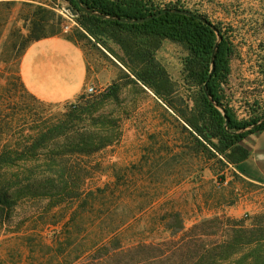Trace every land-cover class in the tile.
<instances>
[{
	"label": "trees",
	"instance_id": "trees-1",
	"mask_svg": "<svg viewBox=\"0 0 264 264\" xmlns=\"http://www.w3.org/2000/svg\"><path fill=\"white\" fill-rule=\"evenodd\" d=\"M65 1L76 12L80 27L74 36L65 37L105 48L128 69L133 76L130 79L150 89L172 109L165 97L173 91V83L156 52L164 40L181 45L187 52L182 59L183 80L187 87L195 88L193 118L181 114L184 123L203 139L195 138L208 158L223 165L247 158L240 141L263 130L264 122L241 133L226 131L221 112L203 91L207 81V92L226 111L230 131L264 116L262 112L250 119H237L224 102L230 59L240 55L224 30L179 1L161 7L155 0H80L96 11L131 19L171 8L205 17L222 35L208 79L216 34L194 16L167 11L140 23H124L85 13L75 0ZM48 6H33L25 48L59 34L57 29L43 32L45 26L54 27L61 20ZM108 43L116 45L121 55ZM259 52L257 67L264 74V41L259 43ZM17 77L0 83V236L9 230V236L0 239V264H264V211L254 215L250 224L215 215L187 228L179 211L166 210L160 221L169 232L168 238L160 242L143 238L125 244L123 229L157 197L137 199L119 177L111 183L89 186V178L102 167L91 157L118 139V132L111 136L112 122L104 115L92 117L93 101L61 108L56 102L40 100L25 88L18 73ZM118 87L111 85L107 95L115 96ZM18 91L20 98L15 95ZM83 96L81 93L77 98Z\"/></svg>",
	"mask_w": 264,
	"mask_h": 264
},
{
	"label": "rangeland",
	"instance_id": "rangeland-1",
	"mask_svg": "<svg viewBox=\"0 0 264 264\" xmlns=\"http://www.w3.org/2000/svg\"><path fill=\"white\" fill-rule=\"evenodd\" d=\"M175 1L207 16L240 49L239 57L234 55L230 59V73L224 85V102L236 118L250 119L264 112V74L257 67L259 43L264 41V0H155L161 7ZM47 2L61 20L54 27L45 26L43 32L57 29L60 35L74 36L80 27L76 15L72 14L76 24L62 15V9L69 6L67 2ZM32 11L33 7L20 6L7 35H1L0 20L1 84L8 79H18V65L25 50ZM67 24L68 31L64 32ZM75 43L84 51L87 62L84 96L56 103L62 108L64 104L93 101L92 117L107 116L112 122L109 125L111 136L119 133L117 140L91 157L102 167L89 178V186L111 183L119 177L125 182L127 192L137 194V199L145 195L157 197L123 229L125 244L143 238L156 242L168 238L169 232L160 221L166 210L179 211L187 228L215 215L242 219L250 224L254 215L264 211V186L243 180L235 174L232 164L223 165L215 158H208L195 140L196 137L203 139L184 123L181 114L193 118L195 88L187 87L183 80L182 59L187 52L181 45L164 40L156 52L157 60L173 83V91L165 97L172 109L150 89L130 79L133 76L128 69L105 48L81 40ZM108 46L121 55L116 45L108 43ZM113 84L119 87L115 96H109L108 89ZM89 86L94 87V92H87ZM15 95L20 98L21 92ZM123 206L126 208L129 203ZM8 233L9 230L4 231L0 239L9 236Z\"/></svg>",
	"mask_w": 264,
	"mask_h": 264
},
{
	"label": "crops",
	"instance_id": "crops-1",
	"mask_svg": "<svg viewBox=\"0 0 264 264\" xmlns=\"http://www.w3.org/2000/svg\"><path fill=\"white\" fill-rule=\"evenodd\" d=\"M48 6L47 0H0V20L7 35L20 6ZM18 74L25 88L46 102H70L83 93L87 84V62L82 48L65 35H52L34 41L23 51ZM240 145L246 159L232 165L243 180L264 186V129L247 134Z\"/></svg>",
	"mask_w": 264,
	"mask_h": 264
},
{
	"label": "water",
	"instance_id": "water-1",
	"mask_svg": "<svg viewBox=\"0 0 264 264\" xmlns=\"http://www.w3.org/2000/svg\"><path fill=\"white\" fill-rule=\"evenodd\" d=\"M75 2L77 4L78 8L80 10L84 11L85 13H88L90 15H93V16H96V17H99V18H102V19L116 20V21H120V22H124V23H140V22L149 20V19H151V18H153L155 16H158L160 14H163V13H165L167 11L181 13V14H185V15H188V16H194L195 18H197L201 22H203L206 25L210 26L211 29L216 34V40H215V43L213 45V49H212V53H211V59H210V67H209V71H208V79L211 77V75L213 73V70H214V66H215V62H214L215 54H216V51L218 49L219 43H220V41L222 39V35L219 33V30L215 27V25L213 23H211L210 21H208L205 17H203L201 15H196L192 11L187 10V9L171 8V9H163V10L159 11L156 14L149 15V16H146V17H143V18L131 19V18H124V17H117V16H114V15L105 14V13L96 11V10L91 9V8L87 7L86 5L82 4L80 2V0H75ZM66 8L73 15H76V12L72 9L71 6H67ZM206 84H207V81L203 84V91H204L206 97L208 98V100L212 103V105H214L221 112V114H222V116L224 118V128L226 129V131L231 132V133H241V132L248 131L250 129H254L257 126H259L261 123L264 122V116H263L260 119H258L256 122H254V123H252V124H250V125H248L246 127H243V128H241V129H239L237 131H230V130H228V122H229V119H228V116L226 114V111L223 108V106L219 105L217 103V101H215L210 96V94L207 92Z\"/></svg>",
	"mask_w": 264,
	"mask_h": 264
},
{
	"label": "built area",
	"instance_id": "built-area-1",
	"mask_svg": "<svg viewBox=\"0 0 264 264\" xmlns=\"http://www.w3.org/2000/svg\"><path fill=\"white\" fill-rule=\"evenodd\" d=\"M62 15L72 24H76V22L73 20V15L72 13L67 9V8H63L62 9ZM68 28H69V24L65 25L64 27V32H67L68 31ZM87 92L88 93H92L94 92V87L92 86H89L87 88Z\"/></svg>",
	"mask_w": 264,
	"mask_h": 264
}]
</instances>
